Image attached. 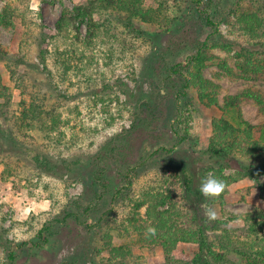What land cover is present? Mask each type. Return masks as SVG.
<instances>
[{
    "label": "rangeland",
    "instance_id": "obj_1",
    "mask_svg": "<svg viewBox=\"0 0 264 264\" xmlns=\"http://www.w3.org/2000/svg\"><path fill=\"white\" fill-rule=\"evenodd\" d=\"M215 1L231 5L238 0ZM87 2L0 0V11L8 5L17 8L13 25L0 22V47L8 53L0 56V78L13 93L10 104L0 109L1 129L11 136L8 145L0 141V264L109 262L112 246L131 250V264H157L164 260V247L145 240L134 226L148 217L146 206L138 208L137 203L157 188H171L173 205L159 209L173 207L186 217L185 226L192 225L196 208L204 213L212 208L236 236L249 239L238 228L243 221L233 216L264 211V177L260 182L246 177L231 183L212 204L198 188L205 176L202 169L212 162L207 149L225 97L247 90L264 95V72L245 78L237 67L235 50L246 46L250 37L239 29L231 31L225 21L219 23L224 39L233 41L235 49L228 53L215 48L212 54L226 59L233 71L219 76V59L204 68L206 79L217 86L219 101V106L208 107L196 89L178 100L173 87L178 79L170 70L211 32L196 8L189 3L181 11L171 3L164 22L136 20L138 32L123 19L99 15L105 24L88 45L71 35L56 38L63 11ZM146 3L157 6L155 0ZM242 3L246 7L249 0ZM208 4L204 7L215 12V3ZM80 30L85 36L86 22ZM40 47L50 50L45 61L38 54ZM33 103L43 113L32 124L21 125L24 111ZM241 107L248 122L264 123L253 99H245ZM44 156L57 162L82 158L85 163L79 172L62 176L41 164ZM98 164L105 170L107 189L92 184L90 176L98 171ZM190 177L188 191L185 182ZM91 201L96 207L86 212ZM67 208L79 217L58 221ZM40 230L47 241L38 237ZM214 231L208 230L213 238ZM197 251L195 242H179L174 254L190 260ZM230 257L240 263L235 254Z\"/></svg>",
    "mask_w": 264,
    "mask_h": 264
},
{
    "label": "trees",
    "instance_id": "obj_2",
    "mask_svg": "<svg viewBox=\"0 0 264 264\" xmlns=\"http://www.w3.org/2000/svg\"><path fill=\"white\" fill-rule=\"evenodd\" d=\"M146 1L88 0L86 4L73 10L65 9L57 21V34L55 37L67 38L71 35L74 37V41L88 45L99 36L98 32L105 24L103 20L97 18L99 15L108 18L113 17L116 20L123 19L131 31L138 32L136 20L150 23L164 22L163 20L170 16L169 6L171 3H174L175 7L181 11H185L190 3L194 9L196 8L194 12L199 13L203 22L211 28V32L204 41L198 42L195 52L188 55L185 61H179L170 68L178 79V83H174L173 86L178 100L186 97L192 89H196L201 102H204L208 107L219 106L217 86L206 79L203 71L209 62L216 59H219L218 65L222 69L219 76L230 75L233 71L226 59H220L212 54V50L215 48H222L228 53L235 49V43L229 39H224L220 32L219 23L221 21L231 25V31L239 29L250 37L246 46H240L239 50H235L240 75L250 78L264 72V0H249L246 7L242 3L244 0H238L237 3L234 2L231 5L215 0H155L157 6L148 5ZM206 3H209L208 5L215 3V12L204 7ZM16 13L17 8L11 5L6 6L0 11V22L5 26L13 25V21L17 17H15ZM84 22L88 26L85 36L80 30V25ZM49 52V49L40 47L38 54L45 61ZM59 52L57 47L56 53L61 55ZM4 55H8V53L0 47V56L3 58ZM68 69L70 68L67 67L64 71ZM12 76L13 78L15 76L13 72ZM12 95L10 86L3 83L0 78V98L5 101L0 104V109L10 104ZM247 98L253 99L264 114V95L262 93L247 90L239 94L227 95L224 104L221 106L222 116L216 118L213 122V134L207 149L212 162L204 168L202 167L205 175L215 174L223 179L226 187L246 177H251L258 182L261 181V177H264V123L254 125L244 118L241 105ZM43 111L40 105L31 104L21 117V125L32 124L34 120L40 118ZM47 114L51 115L52 112L47 111ZM1 128L0 123V141L8 145L11 136ZM106 153L107 156L110 154ZM240 156L246 159V163H242L239 159ZM38 157L37 155L35 159L39 162ZM84 160L82 158L79 160L76 158H63L62 162H57L44 156V163L41 164L46 165L50 171H56V173L64 176L66 173L79 172V168L85 163ZM98 167V171L90 176L92 184L107 189L108 183L104 180L106 178L104 175L105 170L99 164ZM228 168L232 171L226 174L225 171ZM78 177L79 180L82 179L80 173ZM192 182L191 177L185 182L188 191L192 190ZM261 188L264 189V184ZM223 192L219 196L220 198H222ZM102 193L105 194V192ZM173 198L170 187H167L166 191L157 188L153 192H149L136 205L138 208L146 206L148 216L145 223L137 222V224H134L138 234L147 241L160 242L164 247V260L157 264H264V236H259L260 233H264V211L253 210L244 215L233 216L243 221L244 224L238 228L249 236V239L245 240L239 235L236 236L237 234L233 232L234 230H231L232 228L228 226L229 224L225 220L219 218L209 220L203 208H196L190 217L192 225L190 227L185 226L182 221L186 217L176 214L177 210L175 211L173 207L159 209L168 203L173 205ZM217 199H210L209 203H216ZM95 207L96 204L91 201L86 206L85 211L91 212ZM80 208L82 209L81 206ZM63 213V218L58 219V221H68L70 218L77 219L79 217L78 212L72 211L70 208L64 210ZM150 229L155 230V236L148 235ZM208 230H215L216 235L214 238L208 234ZM43 231H39L38 237L43 238ZM44 240L47 241L46 238ZM179 242H195L197 244L198 251L192 259L182 260L175 256L174 251ZM110 245L111 242L108 243L107 248ZM110 250L113 255L110 257L109 262L101 260L93 261L92 264L132 263L130 260L132 258L131 250L116 246H112ZM231 254H235L240 258V263L233 261L230 257ZM10 259H15L14 253L10 254Z\"/></svg>",
    "mask_w": 264,
    "mask_h": 264
},
{
    "label": "clouds",
    "instance_id": "obj_3",
    "mask_svg": "<svg viewBox=\"0 0 264 264\" xmlns=\"http://www.w3.org/2000/svg\"><path fill=\"white\" fill-rule=\"evenodd\" d=\"M225 187L226 185L223 179L217 177L213 173H209L201 179L198 191L206 199H216L225 190ZM205 215L209 220H215L217 217L216 211L212 208H206ZM155 234L156 233L154 229H150L148 231L149 236H155Z\"/></svg>",
    "mask_w": 264,
    "mask_h": 264
}]
</instances>
